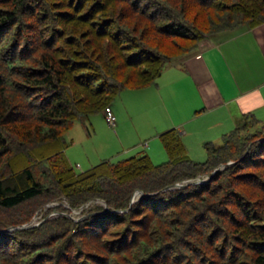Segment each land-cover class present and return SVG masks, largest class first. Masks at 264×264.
Segmentation results:
<instances>
[{"label": "trees", "instance_id": "trees-1", "mask_svg": "<svg viewBox=\"0 0 264 264\" xmlns=\"http://www.w3.org/2000/svg\"><path fill=\"white\" fill-rule=\"evenodd\" d=\"M263 24L264 0H0V264H178L180 252L187 264H264V181L250 173L264 169V123L205 144L202 163L171 130L159 136L163 164L139 153L78 173L65 140L207 37ZM221 167L208 184L173 189ZM140 191L151 196L131 208ZM61 199L110 211L90 206L75 222L55 207L61 217L13 230L29 222L19 210ZM109 233L121 238L105 245Z\"/></svg>", "mask_w": 264, "mask_h": 264}, {"label": "crops", "instance_id": "crops-1", "mask_svg": "<svg viewBox=\"0 0 264 264\" xmlns=\"http://www.w3.org/2000/svg\"><path fill=\"white\" fill-rule=\"evenodd\" d=\"M168 67L156 84L138 90L152 97L154 140L176 130L187 150L193 142L204 148L222 144L246 119L264 123V24L207 37L194 53ZM133 108L131 117L138 112ZM146 150L152 154L153 148L136 155Z\"/></svg>", "mask_w": 264, "mask_h": 264}, {"label": "rangeland", "instance_id": "rangeland-1", "mask_svg": "<svg viewBox=\"0 0 264 264\" xmlns=\"http://www.w3.org/2000/svg\"><path fill=\"white\" fill-rule=\"evenodd\" d=\"M134 91L135 90L124 91L114 102V114L117 119L116 127H111L107 123L104 115L98 114L92 116L89 122L75 123L74 128L66 135L65 140L69 144V147L66 149L67 157L78 173L86 172L104 162H118L125 160L136 155L144 147L153 148V150H151L152 154H150L149 150H146L145 154L150 156L155 165H160L168 161V154L165 151L161 141L154 140L152 138V136L156 133V127L158 126L157 120H155L157 115L152 105L149 103L152 97L147 95L145 92L146 89L145 91ZM133 106L138 112H136L135 115L131 117L132 114L130 111L134 110ZM139 107L141 109H139ZM186 151L188 156L196 162H205L207 160V154L204 148L199 147L198 144H195L194 142L188 150L186 149ZM261 162V166L264 168V157H262ZM261 170L262 172H260V170L249 171L251 174H258L264 181V169ZM216 171H214L213 174ZM259 172L261 174H259ZM213 174L211 176H213ZM211 176L199 177L195 180H190L181 184H185L187 186L186 188H188L190 185H194V182H199V184L196 185L208 184L214 177L213 176L211 178ZM243 191L247 192L246 194L248 196L251 195L252 192H255V194L259 193L250 186L244 188ZM140 199L141 198L137 196L134 199V203H132V199L131 208L134 206V204L138 203ZM47 202L48 201L44 203L42 202V206H40L42 204L41 203L19 210L20 213H23V215L20 216L21 219L28 220L29 222H27V224L33 226L30 229L40 228L44 222L62 216L59 215L60 212H49L48 210L51 208L63 207L68 209L70 211L67 214H64V216H66L68 219H75V222H80L85 219L83 212L91 206L87 205L82 210H71L69 203L65 199L49 203ZM103 202L104 201L98 200L92 206L99 205L104 207L106 211L96 212L94 215H101L110 211L108 205L104 202L107 206L106 209ZM24 210H28V212L25 213ZM126 212L128 213V211ZM16 213L12 215H17ZM119 237L121 238V236ZM119 237L118 235L113 236L109 233V236H105V239H103L104 241H102L106 245V243H109L110 239L114 241ZM66 241L67 239L60 244L59 249V253L65 254V257L66 248H64V244ZM172 246H174V244H172ZM13 247L15 246L13 245ZM101 254L102 253H99L97 255L100 256ZM180 255L182 256V260H180L178 264H187V262L191 263V259L189 257L181 254V252ZM202 257L204 258L205 254L203 255L202 253ZM78 258L75 257L70 263L81 264L82 260ZM184 259H186L187 262H184ZM116 260H118V258ZM13 261L15 264H19L17 263L18 261L16 256H12V258L9 260V262ZM200 261L201 260L198 262L194 261V263L199 264ZM207 263L208 261L201 264Z\"/></svg>", "mask_w": 264, "mask_h": 264}, {"label": "water", "instance_id": "water-1", "mask_svg": "<svg viewBox=\"0 0 264 264\" xmlns=\"http://www.w3.org/2000/svg\"><path fill=\"white\" fill-rule=\"evenodd\" d=\"M230 165H232V164H230ZM221 169H224V167H221L219 170H217V171L213 174V176H214L216 173L220 172ZM213 176H211V178H212ZM193 184L196 185V184H199V182H194ZM186 187H187V186H186L185 184H178V185H176L173 189H182V188H186ZM137 196H139L140 198H146V197H149V195H146V194L143 193V192H137V193L134 195V198H133V202H132V203H134V199H135ZM103 203H104V202H103ZM104 204H105V203H104ZM104 206H105L106 209H107L106 204H105ZM32 227H33L32 225H27V226H23V227H20V228H15V229H13V230H25V229H30V228H32ZM35 227H36V226H35Z\"/></svg>", "mask_w": 264, "mask_h": 264}, {"label": "built area", "instance_id": "built-area-1", "mask_svg": "<svg viewBox=\"0 0 264 264\" xmlns=\"http://www.w3.org/2000/svg\"><path fill=\"white\" fill-rule=\"evenodd\" d=\"M104 117L107 121V123L111 126V127H116L117 125V119L116 116L114 114L113 108L112 107H107L105 112H104Z\"/></svg>", "mask_w": 264, "mask_h": 264}]
</instances>
